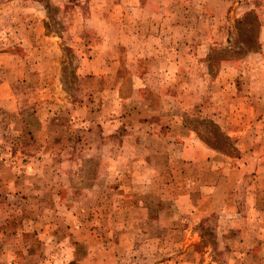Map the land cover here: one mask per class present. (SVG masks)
<instances>
[{
  "label": "rangeland",
  "instance_id": "374dc122",
  "mask_svg": "<svg viewBox=\"0 0 264 264\" xmlns=\"http://www.w3.org/2000/svg\"><path fill=\"white\" fill-rule=\"evenodd\" d=\"M258 11L0 0V264H264Z\"/></svg>",
  "mask_w": 264,
  "mask_h": 264
},
{
  "label": "crops",
  "instance_id": "0c3cea01",
  "mask_svg": "<svg viewBox=\"0 0 264 264\" xmlns=\"http://www.w3.org/2000/svg\"><path fill=\"white\" fill-rule=\"evenodd\" d=\"M261 12H262V10H261ZM258 20H259V23H261L263 21L262 22V26L260 27V33H259V35H261V32L263 33L262 35H264V17H261V15L259 14V11H258ZM6 88H7L6 83L5 82H1L0 83V93L2 91H5ZM0 102L6 103V102H8V100H6V101L0 100Z\"/></svg>",
  "mask_w": 264,
  "mask_h": 264
},
{
  "label": "trees",
  "instance_id": "16d2710c",
  "mask_svg": "<svg viewBox=\"0 0 264 264\" xmlns=\"http://www.w3.org/2000/svg\"><path fill=\"white\" fill-rule=\"evenodd\" d=\"M259 21V20H258Z\"/></svg>",
  "mask_w": 264,
  "mask_h": 264
}]
</instances>
